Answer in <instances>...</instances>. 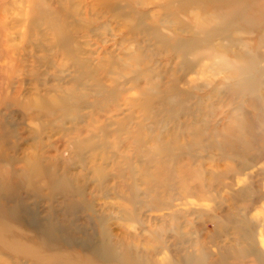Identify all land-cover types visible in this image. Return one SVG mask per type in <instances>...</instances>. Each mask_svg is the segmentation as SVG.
I'll list each match as a JSON object with an SVG mask.
<instances>
[{
  "label": "rangeland",
  "instance_id": "obj_1",
  "mask_svg": "<svg viewBox=\"0 0 264 264\" xmlns=\"http://www.w3.org/2000/svg\"><path fill=\"white\" fill-rule=\"evenodd\" d=\"M262 37L264 0H0V264H264Z\"/></svg>",
  "mask_w": 264,
  "mask_h": 264
},
{
  "label": "bare ground",
  "instance_id": "obj_2",
  "mask_svg": "<svg viewBox=\"0 0 264 264\" xmlns=\"http://www.w3.org/2000/svg\"><path fill=\"white\" fill-rule=\"evenodd\" d=\"M228 1H229L230 3H232V4H233V3H241V0H228ZM222 2H223V0H219V3H222ZM236 14L239 15V16H242V18H243V21H242V22H246V23H247V22H251V24L254 25V24H253L254 22L251 21L248 17H245V16L243 15L242 11H237ZM222 23H223V26L226 28L225 30H229V29L231 30V29H233L234 27L236 28V23H235V22H233L232 27L229 26L228 23H224V22H222ZM223 31H224V30L221 31V35H222V36H224V35H223ZM260 41L263 43V46H264V37H262ZM185 42H186V43H185L184 45H181L180 42H179V44H178L177 46H178L179 48L182 49L184 46H186V44H192V43H191V40H186ZM80 67H81V68L84 67L83 62H80ZM240 67H241V66H240ZM240 67H238V72H237L238 75L241 76V74H251V72L248 73V72L240 71ZM263 70H264V66H263ZM244 79H245V78H244ZM250 88H251L250 85H245V86L243 87V89H244V90H247V91H249ZM60 97H61V98H58V97H57V101H59V103H60L61 105H64L67 101H65V103H64V101H63V97H62L61 94H60Z\"/></svg>",
  "mask_w": 264,
  "mask_h": 264
}]
</instances>
